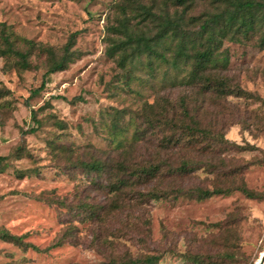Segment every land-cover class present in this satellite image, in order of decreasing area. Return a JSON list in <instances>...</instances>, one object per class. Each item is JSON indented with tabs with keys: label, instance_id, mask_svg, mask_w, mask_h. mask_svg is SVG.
<instances>
[{
	"label": "rangeland",
	"instance_id": "obj_1",
	"mask_svg": "<svg viewBox=\"0 0 264 264\" xmlns=\"http://www.w3.org/2000/svg\"><path fill=\"white\" fill-rule=\"evenodd\" d=\"M138 4L156 13L165 6L162 0H0V35L6 29L13 39L37 42L28 69L0 58V87L10 90L0 99V155L7 156L0 169V229L27 234L25 240L42 249L25 250L0 238V264H106L125 252L158 254L157 264H255L260 259L264 199L235 191L204 200H152L111 214L107 182H93L91 174L74 165L79 159H122L113 138L126 143L137 128L150 141L136 144L128 158H166L156 147L165 135L163 121L172 117L173 106L182 111L178 106L186 98L198 107L202 124L215 126L232 142L258 147L241 152L219 146V165L225 156L227 168L244 167L234 177L264 193V165L252 164L264 158V50L253 43L225 44L230 65L215 73L252 97L230 95L214 102L199 94L200 86L184 83L190 66L183 61L174 67L154 57L148 65L142 57L122 68L107 55L112 38L156 34V23L140 21ZM209 11L211 5L199 1L187 11L183 27L195 33ZM74 33L79 57L67 69L45 76L43 45L60 52ZM18 45L26 48L21 41ZM44 80V88L34 93ZM156 100L161 104L150 112L148 103ZM113 122L125 130L114 135ZM211 183L212 177L198 172L183 184ZM136 190L146 189L141 185ZM90 205L98 210L106 206L100 210L103 220L88 219ZM218 222L219 227L214 225Z\"/></svg>",
	"mask_w": 264,
	"mask_h": 264
},
{
	"label": "trees",
	"instance_id": "obj_2",
	"mask_svg": "<svg viewBox=\"0 0 264 264\" xmlns=\"http://www.w3.org/2000/svg\"><path fill=\"white\" fill-rule=\"evenodd\" d=\"M162 1L165 6L160 13L142 4H138L137 8V14L142 15L140 21L150 20L158 25L155 35L148 37L130 32L125 38H112L106 50L107 55L116 59L122 68L142 57L148 59V65H152L154 57L168 61L174 67L180 66L183 61L190 66L188 80L184 83L191 87L200 86V95L207 94L214 102L230 95L248 94L252 97L250 92L230 85L229 81L219 76V73H215V70L227 69L230 65V52L224 47L226 43H253L257 48L264 50V0H204L211 5L213 11L204 14L199 21L198 30L193 34L183 27V23L187 11L201 0ZM170 7H174L173 13L170 12ZM192 19L194 20L195 17ZM116 29L121 33V29ZM76 35V33L72 34L69 42L60 52L53 46L43 45L47 52L45 76L67 69L70 63L79 57L80 51L73 49ZM11 36L12 34L7 33L6 29L0 35V58L12 60V67L17 69L30 68V58L35 53L37 42L22 37L13 39ZM19 41L24 43L26 48H21L18 45ZM46 83L47 80H44L33 92L39 93ZM9 93L10 90L0 87V99ZM160 104L156 100L148 103L147 107L150 112H155L157 105ZM178 107L182 108V111H178L173 106L172 117L166 116V120L163 121L166 127L165 135L156 146L158 151L161 150L167 155L166 158L154 157L146 161H134L128 158L136 144L150 141L143 130L137 128L134 130L133 139L126 143L116 140V137L113 138V142L116 143L114 151L120 152L124 156L122 159L103 161L94 158L89 161L79 159L74 162L76 167L92 175L93 182L100 178L107 182L108 194L112 197L109 208L107 207L109 213L112 214L131 204L146 205L152 200H175L179 197L204 200L215 195H229L235 191L242 192L248 198L264 199V193L248 187L244 178L240 177L237 180L234 177L241 175L244 167L238 166L237 170L232 167L227 168L225 156L221 158L219 165V146L222 151L241 152L253 151L258 147L250 143L232 142L225 138L223 133L219 134V129L215 126L202 124L197 116L198 107H191L186 98L180 100ZM116 111L119 114L123 113L122 110ZM33 117L36 119V115ZM111 130L116 135L125 128L120 123L113 122ZM30 131H35V128H31ZM6 159L7 156L0 155V169L4 168ZM256 163L264 165V158L252 162V164ZM198 172L212 177L210 186L183 184L187 177ZM219 177L224 179L219 182ZM161 181L168 182L160 186ZM141 185L146 190L137 191V187ZM88 207H90L88 219L103 220L104 216L100 210H106L105 205L100 207V210L97 206ZM214 225L219 227L221 224L218 222ZM26 236L27 234H14L6 228L0 229V238L4 241L25 250H42L35 243L25 240ZM190 258L195 263L200 262L198 257ZM159 260L160 256L155 253L134 255L125 252L123 256L111 258L106 264H157Z\"/></svg>",
	"mask_w": 264,
	"mask_h": 264
},
{
	"label": "water",
	"instance_id": "obj_3",
	"mask_svg": "<svg viewBox=\"0 0 264 264\" xmlns=\"http://www.w3.org/2000/svg\"><path fill=\"white\" fill-rule=\"evenodd\" d=\"M255 264H264V251L262 252L260 259Z\"/></svg>",
	"mask_w": 264,
	"mask_h": 264
}]
</instances>
